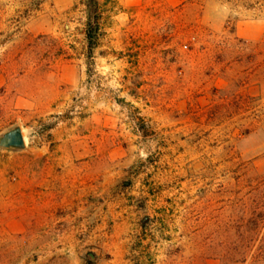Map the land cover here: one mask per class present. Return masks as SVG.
<instances>
[{"label":"rangeland","instance_id":"obj_1","mask_svg":"<svg viewBox=\"0 0 264 264\" xmlns=\"http://www.w3.org/2000/svg\"><path fill=\"white\" fill-rule=\"evenodd\" d=\"M0 0V264H264V0Z\"/></svg>","mask_w":264,"mask_h":264},{"label":"trees","instance_id":"obj_2","mask_svg":"<svg viewBox=\"0 0 264 264\" xmlns=\"http://www.w3.org/2000/svg\"><path fill=\"white\" fill-rule=\"evenodd\" d=\"M87 22L86 39L88 44V55L91 57L99 45L101 36V12L99 0H87Z\"/></svg>","mask_w":264,"mask_h":264},{"label":"water","instance_id":"obj_3","mask_svg":"<svg viewBox=\"0 0 264 264\" xmlns=\"http://www.w3.org/2000/svg\"><path fill=\"white\" fill-rule=\"evenodd\" d=\"M0 146L6 149L24 150L25 140L21 129L15 128L0 138Z\"/></svg>","mask_w":264,"mask_h":264}]
</instances>
